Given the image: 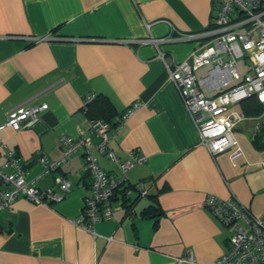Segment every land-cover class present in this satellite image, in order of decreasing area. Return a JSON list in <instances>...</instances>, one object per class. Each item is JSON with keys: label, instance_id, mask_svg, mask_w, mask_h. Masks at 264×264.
I'll use <instances>...</instances> for the list:
<instances>
[{"label": "crops", "instance_id": "1", "mask_svg": "<svg viewBox=\"0 0 264 264\" xmlns=\"http://www.w3.org/2000/svg\"><path fill=\"white\" fill-rule=\"evenodd\" d=\"M217 2L0 0V124L7 111L29 99L48 105L31 127L0 130V162L13 150L37 187H51L55 174L72 183L60 201L37 205L18 198L0 212V264H175L187 251L207 264L228 245V229L203 205L207 194L234 196L255 216L264 214V127L256 128L264 104L251 97L233 106L246 116L234 130L245 159L236 166L227 152L213 159L157 49L122 42L164 37L159 49L182 61L197 42L177 39L178 33L209 28ZM42 36L49 38L30 40ZM90 93L107 100L116 116L140 103L108 146L119 160L137 150L146 161L122 175L104 154L96 157L109 176L147 188L132 214L114 210L111 219L95 224L94 234L74 223L91 187L83 151L55 173L41 174L37 162L40 154L61 155L62 135L97 143L83 109Z\"/></svg>", "mask_w": 264, "mask_h": 264}, {"label": "built area", "instance_id": "2", "mask_svg": "<svg viewBox=\"0 0 264 264\" xmlns=\"http://www.w3.org/2000/svg\"><path fill=\"white\" fill-rule=\"evenodd\" d=\"M48 36L31 37L32 42L47 40ZM177 39L197 42L196 48L182 61H176L159 49L164 37L147 36L124 40V43L150 44L157 49V57L163 64L199 136V142L214 159L227 152L232 166L245 159L235 135V127L246 116L233 108L238 102L255 97L264 104V0H218L209 28L200 32L178 33ZM244 58L246 72L238 59ZM200 69L204 73L198 74ZM94 93L85 97L83 109L95 98ZM140 103L113 118L110 122L91 119L88 131L97 138L93 143L81 135L59 138L61 155L51 159L45 154L37 157L41 174L55 173L71 155L83 151L85 169L91 178V187L79 217L74 223L94 234L95 224L111 219L114 210L129 208L136 198L147 195L142 181L128 183L126 176L119 179L109 176L97 163L96 154H104L125 175L136 164L146 161L137 150L128 152L126 159L119 160L109 148L108 141L122 127L127 117ZM48 108L47 103H35L29 99L5 114L0 130L10 128L18 132L31 127ZM256 128L264 127V112L256 117ZM0 144V154L3 153ZM6 159L0 162V212L5 211L18 198L33 204L50 205L60 201L72 187L71 181L62 174H55L53 185L41 189L33 180L26 179V171L13 150L4 152ZM9 169L10 171H7ZM136 196H133V193ZM203 205L209 213L228 229L227 250L207 264H264V214L255 216L248 206L239 203L234 196L220 199L207 194ZM175 264H202L195 260L192 251L175 258Z\"/></svg>", "mask_w": 264, "mask_h": 264}, {"label": "trees", "instance_id": "3", "mask_svg": "<svg viewBox=\"0 0 264 264\" xmlns=\"http://www.w3.org/2000/svg\"><path fill=\"white\" fill-rule=\"evenodd\" d=\"M85 113L89 116L90 119H101L114 125L113 118L116 115L113 112L111 104L104 98L95 97L90 103L86 105ZM138 198H136L135 200H137ZM126 211L129 212L128 207L126 208Z\"/></svg>", "mask_w": 264, "mask_h": 264}, {"label": "rangeland", "instance_id": "4", "mask_svg": "<svg viewBox=\"0 0 264 264\" xmlns=\"http://www.w3.org/2000/svg\"><path fill=\"white\" fill-rule=\"evenodd\" d=\"M238 65H239L240 69H241L243 72H246V71H247L248 67L246 66V63H245V61H244V58H240V59H238ZM136 195H137V194L134 192V193H133V196H136ZM142 198H144V197H142ZM142 198H140V199H142Z\"/></svg>", "mask_w": 264, "mask_h": 264}]
</instances>
